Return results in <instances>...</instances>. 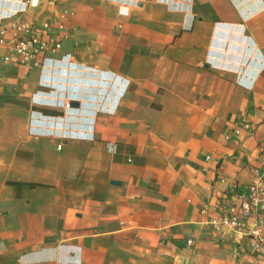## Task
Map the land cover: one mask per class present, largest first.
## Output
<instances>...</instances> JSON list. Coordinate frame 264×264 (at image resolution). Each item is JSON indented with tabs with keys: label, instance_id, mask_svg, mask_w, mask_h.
<instances>
[{
	"label": "crops",
	"instance_id": "1",
	"mask_svg": "<svg viewBox=\"0 0 264 264\" xmlns=\"http://www.w3.org/2000/svg\"><path fill=\"white\" fill-rule=\"evenodd\" d=\"M57 8L70 64L0 57V264H264L222 219L264 168V0Z\"/></svg>",
	"mask_w": 264,
	"mask_h": 264
},
{
	"label": "built area",
	"instance_id": "2",
	"mask_svg": "<svg viewBox=\"0 0 264 264\" xmlns=\"http://www.w3.org/2000/svg\"><path fill=\"white\" fill-rule=\"evenodd\" d=\"M54 3V0H20V4L6 12H0V48L5 51L0 55L4 61L13 60L26 68L40 66L42 71H52L60 67L59 63L70 64L69 54L61 56L62 40L68 36L65 29L71 11L62 8L53 14L38 19L36 16L27 15L30 9H39L42 4ZM42 72V73H43ZM45 73L41 82L45 85L52 84L53 75ZM117 84V83H116ZM76 94L65 92L61 99L66 108H70ZM243 123L242 127L247 128ZM240 133V127L232 130ZM109 151H115L116 143H107ZM60 148V143L57 144ZM231 205L229 214L223 216V221L234 229L240 231L248 240L253 250L264 251V168L252 177L247 185L242 200ZM238 205V209L236 208ZM188 242L191 244L192 240Z\"/></svg>",
	"mask_w": 264,
	"mask_h": 264
}]
</instances>
